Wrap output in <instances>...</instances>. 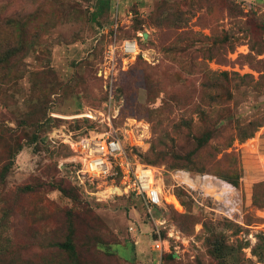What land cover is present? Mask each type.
Wrapping results in <instances>:
<instances>
[{
	"label": "rangeland",
	"instance_id": "obj_1",
	"mask_svg": "<svg viewBox=\"0 0 264 264\" xmlns=\"http://www.w3.org/2000/svg\"><path fill=\"white\" fill-rule=\"evenodd\" d=\"M100 1L0 0V57L26 53L0 69V264H264V0H107L99 16ZM117 18L146 59L121 61L109 127L74 116L108 101L99 34ZM130 126L165 186L154 220L73 146ZM224 197L232 220L214 211Z\"/></svg>",
	"mask_w": 264,
	"mask_h": 264
},
{
	"label": "built area",
	"instance_id": "obj_2",
	"mask_svg": "<svg viewBox=\"0 0 264 264\" xmlns=\"http://www.w3.org/2000/svg\"><path fill=\"white\" fill-rule=\"evenodd\" d=\"M131 17L132 14L130 15ZM118 20L119 18L114 21L109 30L104 28L99 34L109 35V43L105 50L104 75L102 74L108 94V101L104 106V110L99 112L90 110L87 113L74 116L75 118L85 117L98 123H104L109 127L112 126L113 118L114 82L119 69L121 70V61L131 58L137 59L139 56L146 57V51L142 50L138 38L119 37L120 26ZM140 133H142L141 130ZM142 137L144 142L145 135L142 134ZM73 146L82 160L83 172L88 178L107 181L112 177L118 176L120 186L117 187L119 191H122L125 195L133 194L139 197L147 211V216L154 220V211L161 209L163 206L165 186L164 184L162 186L159 185L154 168L141 164L132 155L134 147H141L135 137L133 126L126 127L120 132L111 131L107 133L93 130L75 141ZM261 158L264 167V155ZM226 191H229V189H225L223 193ZM230 194L231 192L227 195ZM230 200L229 197L217 200L214 211L224 218L232 220L236 217L237 210L234 202ZM159 233L158 230L156 234L158 235ZM153 250L159 253V260H161L164 251V241L161 238L155 240Z\"/></svg>",
	"mask_w": 264,
	"mask_h": 264
},
{
	"label": "trees",
	"instance_id": "obj_3",
	"mask_svg": "<svg viewBox=\"0 0 264 264\" xmlns=\"http://www.w3.org/2000/svg\"><path fill=\"white\" fill-rule=\"evenodd\" d=\"M99 4H101V8L99 9V16L101 15L102 16V13L103 12H105L106 11V9H108V11H110V7H109V5H108V2H107V0H101L100 2H99ZM165 8H161V15H159V17H157V19L155 20V22L159 25V26H161L162 25V23L166 26V25H168V20L166 19V20H163V18L161 17L162 16V14H163V10H164ZM160 11V10H159ZM108 18V17H107ZM106 22L107 21H109V20H105ZM105 21H103L102 22V24H100V25H102L100 28H101V30L102 29H104L105 27H112L111 25H112V23H114V21H112L111 22V20H110V22L108 23V24H105ZM100 28H99V30H100ZM129 29V28H128ZM128 29L127 28H123V27H120L119 28V37L120 38H138L136 35H130V34H128V32H126V31H128ZM176 39H174V41L173 42H171L170 44H169V42L171 41V37H170V39H168L167 41H165L164 43L165 44H167L168 46H166L167 48V51L168 52H172V51H177L178 49H180L179 47H181V37L180 36H176L175 37ZM170 40V41H169ZM23 43V41H21L20 42V47H18V48H23V47H21L22 44ZM140 45H141V48H142V50H145L144 49V46H143V43L142 42H140ZM172 47V48H171ZM25 49L23 48L22 50H18V52L17 51H15V50H13V51H11V52H9V54H8V56H6V58L5 57H0V69H5L6 68V66H7V64H8V62L10 61V57H12V55H25L26 53L25 52H23ZM182 54H184L185 53V49L181 52ZM140 58H142V56H139L137 59H140ZM6 59H7V61H6ZM78 127H80V124H78ZM79 129H81V127L79 128ZM86 129V134L87 133H89L90 131H93V129H89V128H85ZM252 131H255V130H252ZM253 137V132H247V133H245L244 134V136H242L241 138H239V141L240 142H244L245 140H247V139H249V138H252ZM203 140H202V145H204L205 143H207L208 141H209V139L210 138H206V137H204V138H202ZM233 141V140H232ZM232 145L233 144H231L230 143V145H229V147L231 148L232 147ZM230 179L232 180V176H230ZM236 179V178H235ZM237 180H239V178H237ZM260 184H257V187L259 186ZM61 248H63L64 250H67V251H69L72 255H73V257H76V248L74 247V245L72 244V240H71V238H69V240L66 242V243H64V244H62L61 245ZM170 258H173L172 256H170Z\"/></svg>",
	"mask_w": 264,
	"mask_h": 264
},
{
	"label": "bare ground",
	"instance_id": "obj_4",
	"mask_svg": "<svg viewBox=\"0 0 264 264\" xmlns=\"http://www.w3.org/2000/svg\"><path fill=\"white\" fill-rule=\"evenodd\" d=\"M145 55H146V52H145ZM142 125H143V124H142ZM143 127H144V128H148L147 125H143ZM158 182H159V185L162 186L163 183H160L159 180H158ZM113 190L115 191V189H113ZM117 190H118V192H119V189H118V188H117ZM162 193H163V191H162ZM163 197H164V198H163V205H164V204H165V200H166V197H165V194H164V193H163Z\"/></svg>",
	"mask_w": 264,
	"mask_h": 264
},
{
	"label": "crops",
	"instance_id": "obj_5",
	"mask_svg": "<svg viewBox=\"0 0 264 264\" xmlns=\"http://www.w3.org/2000/svg\"><path fill=\"white\" fill-rule=\"evenodd\" d=\"M130 15H131V13H130ZM112 17H113V15H112Z\"/></svg>",
	"mask_w": 264,
	"mask_h": 264
}]
</instances>
